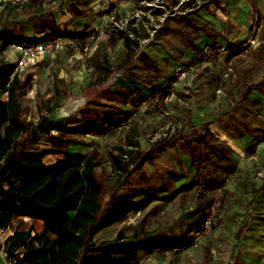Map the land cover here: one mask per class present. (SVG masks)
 Here are the masks:
<instances>
[{"label": "rangeland", "instance_id": "374dc122", "mask_svg": "<svg viewBox=\"0 0 264 264\" xmlns=\"http://www.w3.org/2000/svg\"><path fill=\"white\" fill-rule=\"evenodd\" d=\"M163 1L169 10L166 20L149 40L133 45L130 57H126L119 33L112 30L106 38L104 20L84 10V2L70 6L76 14L77 10L85 12L87 22L72 24L71 33L77 34L65 38L64 48L48 60L19 71L20 115L34 125L57 94L62 104L69 94L82 93L89 81L106 72L97 63L106 56L111 63L106 80L98 84L94 98L65 123L71 128L101 122V128L66 134L55 129L50 137L38 140L24 134L17 148L47 150L46 162L61 156L69 146L73 152L94 154L101 161L96 171L104 205L112 194L137 187L157 195L144 208L102 228L94 236L95 243L112 239L119 230L130 235L142 219L145 230L173 237L194 222L200 224L202 216L190 213L197 184L178 189L196 179L191 164L195 150L204 160L199 162V181L224 179L227 183L225 190L218 191L220 206L211 227L198 238L193 227L188 243L179 248H158L152 253L139 250L137 260L140 264H232L234 235L246 223L240 264H264V0H193L190 5V0ZM22 6L0 5V29L12 26L25 32L45 23L39 17L55 9L46 5L41 15L30 16L33 21L26 23L25 14L36 8ZM189 6L194 8L189 10ZM136 7L130 3L127 9ZM9 54L13 62L15 53L0 50V58H9ZM180 67L186 75L180 74ZM167 82L171 84L168 94L159 105L149 89ZM128 113L118 124L104 121L109 114L123 119ZM132 124L140 129L139 149L144 157L116 182L111 149L125 144ZM198 133L210 144L198 138H179ZM173 191L170 199H164Z\"/></svg>", "mask_w": 264, "mask_h": 264}, {"label": "trees", "instance_id": "16d2710c", "mask_svg": "<svg viewBox=\"0 0 264 264\" xmlns=\"http://www.w3.org/2000/svg\"><path fill=\"white\" fill-rule=\"evenodd\" d=\"M25 40L37 39H25L9 30L1 31L0 50L11 43ZM123 42L128 49L132 45H138V41L125 36ZM131 54L130 51L128 57ZM97 61L98 66L106 72L89 81L88 85L103 82L107 78L111 63L106 56ZM172 80L170 78L169 82ZM169 82L150 88V97L159 105L168 94L171 85ZM20 85L19 73L14 72V63L0 58V91L8 90L6 97H0V227L10 225L17 215L40 218L44 222L40 231L31 233V228L18 227L14 228L12 235L8 237L9 251L23 247L19 264H140L137 260L139 250L152 253L158 248H179L188 243V233L196 226L195 222L187 227L186 232L173 237L145 230L144 219L136 224L130 235L119 230L112 239L95 243L93 236L96 232L125 218L129 213L144 208L156 199L157 195L146 187H137L121 194H112L104 205L102 184L96 171L101 166V161L94 154L63 150L61 156L52 162H46L44 155L47 150L18 149L19 138L24 134H29L32 140L41 138L35 126L20 115ZM59 100L60 96L57 94L48 112L61 104ZM128 117L129 113L123 119L109 114L104 121L108 125H115ZM100 124L101 122L88 126L75 125L71 128L64 124L56 129L63 134L70 131L98 132ZM139 134V127L132 124L126 134L125 144L114 145L111 149V166L116 175V182H120L129 174L130 166L134 165L138 158L141 160L144 157L139 149ZM179 138H186L188 141L198 138L200 142L210 144L201 133ZM200 161L204 163L197 151L193 150L191 164L196 169V179L178 189L190 188L197 184L195 205L190 213L203 216L214 193L223 189L226 181L212 179L201 183ZM175 191L164 199H170ZM241 235V229L234 235L235 251L231 253L235 258L234 264H239L240 257L236 248Z\"/></svg>", "mask_w": 264, "mask_h": 264}, {"label": "built area", "instance_id": "2783aa9c", "mask_svg": "<svg viewBox=\"0 0 264 264\" xmlns=\"http://www.w3.org/2000/svg\"><path fill=\"white\" fill-rule=\"evenodd\" d=\"M30 0H0V5H18L28 3ZM66 0H42L43 4L60 6ZM100 8L107 10L106 26L109 30L120 32L123 36L136 40L138 43L149 40L155 35L162 23L168 16V9H164L163 0H139L138 6L134 9H127L119 13L116 5L122 3L123 0H98ZM198 6V5H197ZM194 7L189 6L191 10ZM101 10L95 9L99 13ZM142 33L146 36L142 37ZM63 37H45L38 38L34 41L14 42L8 45V52L15 53L16 57L13 61L14 72L23 70L28 62L34 61L46 54H52L55 51L64 48ZM85 49V48H84ZM180 74L186 75V71L181 69ZM8 90L0 91V97L6 96ZM152 140V139H151ZM220 192L215 193L213 203L208 206L206 213L201 217V222L194 229V237L198 238V234L207 231L211 227L212 218L216 210L220 206ZM13 229L8 226L0 227V258L4 264H19V259L23 254V247H17L12 251L7 249V239L12 235ZM33 233V231H31Z\"/></svg>", "mask_w": 264, "mask_h": 264}, {"label": "crops", "instance_id": "0c3cea01", "mask_svg": "<svg viewBox=\"0 0 264 264\" xmlns=\"http://www.w3.org/2000/svg\"><path fill=\"white\" fill-rule=\"evenodd\" d=\"M77 1L84 2V4H82V6H83L82 8L84 10H89L90 12H92L97 19L104 20V23L106 25V19H107L106 13L108 11L104 10L103 7L100 8V2L98 0H66V1H63L60 6L52 5L51 3H49V4H46V5L49 6L51 9L52 8H55V9L51 10L48 13V16L45 15L46 17L44 15L42 17V15H41L43 13V11L41 12V10L46 6L45 4L42 3V0H30L28 3H25V5L23 4L22 7H31V8H33V6H35L36 11H32L31 13L28 12L29 14H25L26 17H28L26 23H29V22L33 21L34 17H30V16H35V15L36 16L41 15L39 17V20L42 21V23L43 22H45V23H43L42 25H38V26L35 25L34 28H33V26L29 27V29L27 28L25 32L16 31V30H14V28L12 26L7 27V28H1L0 32L4 31V30H9V31L14 32L15 34H18V35L22 36L25 39H30V38L38 39V38H43L45 36L46 37H56V36L57 37L58 36L61 37L62 35L64 36V38L68 39L69 36L77 34V33H71L72 32L71 31L72 24H74L76 21H79V20H81L82 22H87L85 16L83 15V14H86L85 12L77 10L78 14H76L70 8V6L73 3H77ZM130 3L131 4L133 3V4L138 6L139 0H133V1L132 0H123L122 3L116 5L117 12L121 13L124 10H126L130 6ZM78 5H81V4H78ZM188 5H190V2H188ZM95 9H99L101 11L99 13H97V12H95ZM44 11H46V10H44ZM51 13L54 14L53 17L51 15ZM21 18H23V17L21 16ZM53 18L56 19L55 22H51L50 21ZM49 21H50V23H49ZM113 31H115V30H113ZM55 33H58V34H55ZM117 33H119V32L117 31ZM49 34H52V35H49ZM112 34H113L112 30H109V29H108L107 32L103 33V35H105L106 38L107 37H111ZM119 35H120L122 44H123V46L125 48L126 57H128V55L130 54V51L132 52L134 46L132 45L131 48L128 49L124 45L123 36L120 33H119ZM90 36H92V35H90ZM141 36L144 37L146 35L144 33H142ZM25 41H27V40H25ZM85 47H87V46L84 45L81 48L84 49ZM6 50H8V46L2 49V51H4V52H6ZM9 53H11V52H9ZM53 54L54 53L46 54L43 57H39L38 59H36L34 61L28 62L26 67L28 65L36 64L38 61L40 62L42 60H48L50 58V56L53 55ZM4 60H8L9 61L10 60V54H9V58H5ZM149 91H150V89H149ZM75 148H78V147H75ZM65 150L70 151V146L68 147V149H65ZM70 152H73V151H70ZM52 161H50V162H52ZM226 184H225V186H226ZM225 186H224L223 189H219V190H225ZM16 221H18L20 223L17 224ZM43 225H44V222L40 218H31L28 215H17V216H15L12 219L9 227L12 228V229L18 228V227L19 228H24V229L31 228V231L34 232V231H40L42 229ZM245 226H246V223H243L238 228V230L241 229V232H242L241 238L243 237V232H244ZM98 232H96V233H98ZM94 236H93V240H94ZM241 238L239 239V244H238V246L236 248L237 249L236 251L239 252V257H240L239 258V264H240L241 254H242L241 250L243 248L242 246H240ZM262 260H264V259H262ZM0 264H4V262H3V260L1 258H0ZM232 264H234V262Z\"/></svg>", "mask_w": 264, "mask_h": 264}, {"label": "water", "instance_id": "95a60500", "mask_svg": "<svg viewBox=\"0 0 264 264\" xmlns=\"http://www.w3.org/2000/svg\"><path fill=\"white\" fill-rule=\"evenodd\" d=\"M99 83L90 85L80 94H69L65 101L49 112H42L34 126L41 136L50 137L57 127L71 119L76 112L94 98Z\"/></svg>", "mask_w": 264, "mask_h": 264}, {"label": "flooded vegetation", "instance_id": "af4514ba", "mask_svg": "<svg viewBox=\"0 0 264 264\" xmlns=\"http://www.w3.org/2000/svg\"><path fill=\"white\" fill-rule=\"evenodd\" d=\"M189 2H190V3H193L194 1H193V0H190Z\"/></svg>", "mask_w": 264, "mask_h": 264}]
</instances>
